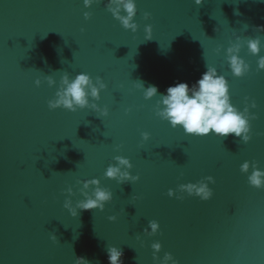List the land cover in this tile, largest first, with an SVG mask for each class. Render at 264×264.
<instances>
[{"label": "water", "instance_id": "95a60500", "mask_svg": "<svg viewBox=\"0 0 264 264\" xmlns=\"http://www.w3.org/2000/svg\"><path fill=\"white\" fill-rule=\"evenodd\" d=\"M106 2L85 8L83 0H0V264H74L76 257L108 264L109 245L123 249L124 264H153L154 240L162 243L161 258L171 252L179 264H264V188L250 186L240 171L244 160L264 169V70H256L264 55V31L256 30L264 26V0H137L136 33ZM145 24L153 28L150 40ZM235 35L261 38L259 54L246 44L241 49L251 66L243 77L233 76L225 59ZM206 63L226 76L241 110L245 96L255 98L258 119L247 144L234 134L197 137L172 128L155 115L158 97L146 100L134 87L140 80L164 93L179 81L191 85ZM65 71L104 79L108 87L97 103L108 106V116L49 109ZM46 75L57 84L49 87ZM143 131L151 135L141 143ZM115 155L130 158L138 181L104 177ZM207 175L216 181L209 200L167 195ZM93 177L113 199L103 211L72 217L64 190L73 187L71 198L81 199L76 181ZM152 219L160 231L147 236Z\"/></svg>", "mask_w": 264, "mask_h": 264}, {"label": "clouds", "instance_id": "9594fccd", "mask_svg": "<svg viewBox=\"0 0 264 264\" xmlns=\"http://www.w3.org/2000/svg\"><path fill=\"white\" fill-rule=\"evenodd\" d=\"M96 0H83L85 8H90ZM196 5H200L203 0H194ZM105 7L118 20L126 30L136 33L139 24L134 19L137 14V0H107ZM92 13L85 11L83 16L89 19ZM151 13L145 11L143 18L148 20ZM247 27V25H246ZM219 31V28L215 29ZM257 31H264V26H257ZM83 31V29H81ZM145 40L152 39L153 28L151 24L144 25ZM246 44L249 53L257 55L261 50V38L244 39L241 35H235L234 41H229L226 48L225 59L230 71L235 77H243L251 70L250 64L240 55L242 47ZM221 51V46L214 49ZM206 70L191 85L187 81H179L169 85L164 93H160L158 87L134 81V87L142 90L144 99L158 97L155 104V115L161 120L167 121L172 128H182L186 135L197 137L208 136L227 137L234 134L240 141L247 144L252 140V121L258 119V113L251 111L258 107L255 98L245 96L243 109L232 103L230 85L224 74L218 73V69L211 65H205ZM256 70H264V55H259L256 62ZM49 87L57 84L52 75L44 77ZM36 86H40L42 80L38 77L34 81ZM108 85L104 79L97 75L95 78L87 72H78L74 77L67 71L60 77L59 85L54 97L48 100L49 109L64 108L72 112L78 109H90L98 114V117H106L109 114L107 105L101 106L97 103L101 99V91ZM131 108H126L125 112H130ZM258 134V133H257ZM148 131L140 133L141 143L150 137ZM118 147V146H117ZM114 163H109L104 170V177L113 179L117 183L136 182L140 179L139 174H133L131 169L133 164L127 156L115 155ZM251 171L249 172V169ZM240 171L247 174V182L255 188H264V169L258 166V161L244 160L240 164ZM183 176V172L180 173ZM212 175L201 177L199 180L187 183H179L175 189L169 188L167 195L175 196L178 200L184 199V194L199 197L203 201L209 200L213 196V189L209 186L215 184ZM77 184L82 185L79 192L81 199L73 201L75 195L73 187L69 186L64 191L67 196L64 199L63 207L68 210L72 217L79 214V210H100L103 211L106 202L113 199V192L101 185L97 177L85 180H77ZM135 199L136 197H132ZM109 220L115 221L117 217L110 215ZM160 231L159 221L152 219L148 221L143 233L147 236H154ZM140 240V236L136 237ZM51 239L56 241V235L52 233ZM143 244V241H141ZM152 251L153 264H179V261L171 252H165L161 258L158 253L161 251L162 243L159 240L152 241L150 245ZM108 264H124L121 257L124 255L123 249L116 245L107 247ZM74 264H91L84 257H76ZM99 264V262H97Z\"/></svg>", "mask_w": 264, "mask_h": 264}]
</instances>
